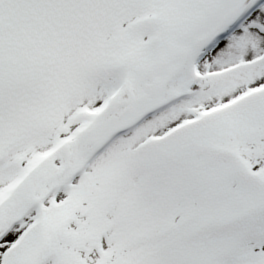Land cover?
Returning <instances> with one entry per match:
<instances>
[{
	"label": "snow or ice",
	"instance_id": "obj_1",
	"mask_svg": "<svg viewBox=\"0 0 264 264\" xmlns=\"http://www.w3.org/2000/svg\"><path fill=\"white\" fill-rule=\"evenodd\" d=\"M0 264H264V0H0Z\"/></svg>",
	"mask_w": 264,
	"mask_h": 264
}]
</instances>
